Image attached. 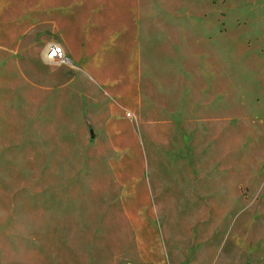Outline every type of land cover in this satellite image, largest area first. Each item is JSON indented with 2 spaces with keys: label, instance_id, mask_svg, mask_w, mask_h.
Returning a JSON list of instances; mask_svg holds the SVG:
<instances>
[{
  "label": "rangeland",
  "instance_id": "obj_1",
  "mask_svg": "<svg viewBox=\"0 0 264 264\" xmlns=\"http://www.w3.org/2000/svg\"><path fill=\"white\" fill-rule=\"evenodd\" d=\"M136 10L138 98L0 50V264H264V0Z\"/></svg>",
  "mask_w": 264,
  "mask_h": 264
},
{
  "label": "crops",
  "instance_id": "obj_2",
  "mask_svg": "<svg viewBox=\"0 0 264 264\" xmlns=\"http://www.w3.org/2000/svg\"><path fill=\"white\" fill-rule=\"evenodd\" d=\"M138 4L139 0H0V50L12 54V63L17 62L20 67L24 64L29 72L27 77H31L28 80L44 89L53 74L34 77L35 69L30 64L33 61L46 63L45 46L59 43L70 60L62 71L67 73V67L70 76L51 89L74 84L73 94H80L86 91L78 87L81 84L87 85L88 80L102 81L111 95L125 96L137 89L138 98L146 40L141 29L143 17L136 10ZM119 67L125 68L122 81L117 72ZM51 85L48 84L49 88ZM87 90H91L90 87ZM112 126L109 124L108 130H112ZM87 128L91 131L90 126ZM154 207L156 209L155 201ZM135 238L136 250L140 251L137 235ZM69 249L71 261L76 249L74 246ZM172 258L168 253L169 264Z\"/></svg>",
  "mask_w": 264,
  "mask_h": 264
},
{
  "label": "built area",
  "instance_id": "obj_3",
  "mask_svg": "<svg viewBox=\"0 0 264 264\" xmlns=\"http://www.w3.org/2000/svg\"><path fill=\"white\" fill-rule=\"evenodd\" d=\"M44 59L47 63L61 65L70 63L63 46L59 43H48L43 51ZM122 264H132L130 261H125Z\"/></svg>",
  "mask_w": 264,
  "mask_h": 264
}]
</instances>
